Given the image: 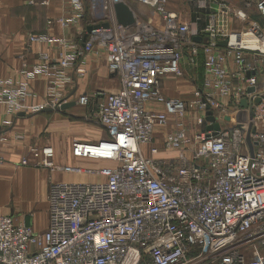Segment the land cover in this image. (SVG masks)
Instances as JSON below:
<instances>
[{
  "label": "built area",
  "instance_id": "2783aa9c",
  "mask_svg": "<svg viewBox=\"0 0 264 264\" xmlns=\"http://www.w3.org/2000/svg\"><path fill=\"white\" fill-rule=\"evenodd\" d=\"M119 1L152 7L162 28L134 11L133 25L119 24L113 9ZM255 6L264 23V0ZM165 7L166 0H69L68 12L56 21L71 31L86 19L88 9L96 16L86 23L91 31L78 39L29 35L28 41L39 47L57 41L62 49L58 60L52 63L40 51L42 64L22 70V81L0 79V106L8 115L59 108L73 75L86 74L88 54H105L109 73L120 81L118 92L96 99L90 115L105 136L71 144L73 157L109 165L58 164L51 145L30 150L34 165L95 180L52 182L44 231L0 215V264H264V24L251 22L245 30L226 34L211 17L197 33ZM236 15L245 18L241 11ZM195 36L202 41H194ZM244 36L257 46L244 42ZM220 40H227V46L219 47ZM184 46L192 55L203 54L205 66L203 88L190 104L165 98L161 91L164 76L182 74ZM245 52L258 54L259 61L249 63ZM231 57L241 72L231 74ZM36 72L57 80L45 103L30 106L29 83ZM234 77L241 81L235 83ZM252 86L255 90L248 93ZM91 97L79 94L76 105L87 108ZM225 98L238 110L234 118L232 108L220 100ZM243 98L247 108L240 106ZM148 102L163 104L164 111L147 109ZM192 104L201 112L194 122L199 131L193 138L184 127L166 133L164 148L180 154L159 157L152 146L154 129L165 126L170 116L183 117ZM208 107L213 114L218 111L214 115L221 128L215 135L202 129L204 123L211 125L205 122ZM244 109L250 114L247 122L238 114ZM147 146L150 156L142 149ZM188 147L189 157L183 152ZM20 164L28 165L27 157Z\"/></svg>",
  "mask_w": 264,
  "mask_h": 264
},
{
  "label": "crops",
  "instance_id": "0c3cea01",
  "mask_svg": "<svg viewBox=\"0 0 264 264\" xmlns=\"http://www.w3.org/2000/svg\"><path fill=\"white\" fill-rule=\"evenodd\" d=\"M256 2L257 0H166L165 8L177 13L179 20L188 23L192 32L199 33L210 22V18L214 17L218 27L229 34L247 29L251 22L264 24L256 9ZM131 8L137 17L148 21L155 28H162V19L153 12L152 7L131 2ZM68 10L69 0H0V79L14 83L22 81V70L33 71V67L42 64L40 51L47 53L52 63L58 60L62 49L57 41L39 47L28 41L29 35L49 34L56 38L66 35L78 39L81 32L87 31L86 23L90 16L88 9L86 19L78 26L71 31L62 29L56 20L66 15ZM239 11L245 14V18L236 15ZM258 16L261 18L260 21ZM244 54L251 64L259 61L260 57L256 53ZM84 66L86 74L82 78L73 75L71 81L64 87L62 99L69 97L67 101H75L79 94H88L92 96L88 107L93 108L96 99L101 98V94L116 93L120 90L118 76L108 71L105 54L86 55ZM227 67L231 74L241 72L233 57L228 59ZM180 68L181 72L190 74L193 80L189 82L182 77V74L166 75L161 80V91L166 97L193 103L196 99V90L203 88L205 77L203 54L192 55L189 47L184 46ZM260 70L264 73V65ZM259 79L262 77L260 76ZM56 80L53 75L34 73L29 83L32 95L28 98V104L37 106L45 103L48 88ZM233 81L237 83L241 80L240 77H234ZM96 94L99 96L95 97ZM220 100L232 108L231 98ZM73 107L62 111L41 110L8 115L0 106V137L4 139L1 146L2 162H0V215L12 216L16 223L31 226L35 231H44L48 223L47 194L50 184L61 181L88 182L87 177L91 180L87 175L50 171L46 167L34 165L35 160L30 156L32 148L51 145L55 151L54 161L58 164H80L88 167L109 165L106 161L77 159L72 156L71 144L74 139L92 142L105 136L101 129L96 133L97 131L88 128V125H72L68 116ZM146 107L152 111H164L161 103L148 102ZM187 112L183 117L170 116L165 126L154 129L152 146L158 148L159 157L175 158L180 154L177 150L164 148L162 139L166 133L184 127L188 137L193 138L199 131V127L194 126V134H191L189 123L190 119H196L201 115L198 107L192 104ZM217 113L218 111L214 110V114ZM190 114H193V117L189 116ZM230 116L228 115L227 119H230ZM234 117L235 115L232 118ZM142 149L146 156H150L148 146ZM183 152L188 157L191 155L189 147ZM24 157H27L28 165L20 164Z\"/></svg>",
  "mask_w": 264,
  "mask_h": 264
},
{
  "label": "water",
  "instance_id": "95a60500",
  "mask_svg": "<svg viewBox=\"0 0 264 264\" xmlns=\"http://www.w3.org/2000/svg\"><path fill=\"white\" fill-rule=\"evenodd\" d=\"M113 9H114L116 20L119 24H121L123 26H131L135 23L134 12L126 2H124V1L117 2L116 4H114ZM103 26L107 27V24L105 23ZM92 28H93V26H91V25L87 26V28H86L87 32H90ZM84 40H85V38H84ZM193 40L199 43L202 41V38L200 36H195V37H193ZM204 41H206V38L204 39ZM227 44H228L227 40H220L217 42V45L219 47H226ZM254 90H255V87H253V86L247 88L248 93H251ZM68 98L65 99V101L60 105L59 108H55V109L48 108V109H44L42 111H58V110L62 111V110H65L67 108L75 106L76 102L75 101H67ZM255 101L258 102V99H256ZM240 106L243 108H247L248 104H247V100L245 98H243L240 101ZM20 115H24V113H20ZM218 119L219 118L217 116H215L213 114V112L208 107V110L206 111L205 122H210L211 125L207 126L206 123H204L202 125V129H205V130L211 129L212 134L215 135L221 128V124H220ZM224 119H227V117H224Z\"/></svg>",
  "mask_w": 264,
  "mask_h": 264
},
{
  "label": "rangeland",
  "instance_id": "374dc122",
  "mask_svg": "<svg viewBox=\"0 0 264 264\" xmlns=\"http://www.w3.org/2000/svg\"><path fill=\"white\" fill-rule=\"evenodd\" d=\"M88 18H89V20L90 19L94 20V19H96V16L95 15H93V16L90 15ZM258 18H259V21H260L261 18L259 16H258ZM182 77L186 78L189 82L191 80H193V77H191L190 74L187 75V73H184L183 71H182ZM196 80L198 81V79H196ZM258 80L260 82H262L263 79H258ZM193 86H195V83H194ZM162 93H163V91H162ZM163 95H164V93H163ZM164 97L165 98H170V97H166V96H164ZM180 97H183V96H180ZM172 99H177V98H172ZM178 100H180V99H178ZM180 101L186 103L183 100H180ZM189 103L190 102H188L186 104H189ZM236 111H238V110L234 108L230 112L232 115L231 114L230 115L233 117V115L236 114ZM69 112H70V115L68 116V119L72 122V125L80 126V125H84L85 124V125H88L87 126L88 128H91V129L93 128L94 129L93 131H97L96 133L99 132V130H100L99 126L94 122V119H92V117H90L91 112H92V108L91 107H87L86 108V107L75 106ZM188 112H190V111H188ZM188 112H187V114H189ZM238 114L240 115V118H241V120L243 122H247L249 120V118H250V114H249V110L248 109L240 110V112ZM189 116L193 117V114H190ZM194 119L192 118V120L191 119L189 120V123H190V126H191V129H190L191 134H194V129H193L194 126H195V123H194L195 120ZM90 177H91V180H93L92 178H94V177L93 176H90ZM86 180L87 181H91V180H89L88 177H87Z\"/></svg>",
  "mask_w": 264,
  "mask_h": 264
},
{
  "label": "bare ground",
  "instance_id": "6f19581e",
  "mask_svg": "<svg viewBox=\"0 0 264 264\" xmlns=\"http://www.w3.org/2000/svg\"><path fill=\"white\" fill-rule=\"evenodd\" d=\"M243 41L244 42H246L248 45H251V46H257L256 44H255V42L254 41H252V40H249L248 38H246L245 36L243 37ZM264 46V45H263Z\"/></svg>",
  "mask_w": 264,
  "mask_h": 264
}]
</instances>
